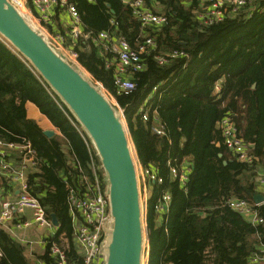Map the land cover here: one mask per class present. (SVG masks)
<instances>
[{"label":"trees","instance_id":"16d2710c","mask_svg":"<svg viewBox=\"0 0 264 264\" xmlns=\"http://www.w3.org/2000/svg\"><path fill=\"white\" fill-rule=\"evenodd\" d=\"M70 1L85 32L106 31L124 38L133 50H138L144 38L154 42L141 55L143 69L130 75L135 88L127 95L117 93L112 69L104 68V58L94 44L80 39L72 45L76 62L122 110L140 164L163 179L161 185H152L148 201L146 264H249L251 255L264 247V202L253 203L254 195L260 194L256 177L264 174V0H253L255 10L250 17L242 10L212 25L196 17L199 0H153L147 5L167 17L159 30L141 27L119 0ZM155 2L157 7L152 6ZM172 51L185 56L159 65L157 57ZM110 58L105 55V60ZM27 102L38 108L57 133L47 137L27 118ZM140 107L148 115L146 121ZM225 117L251 145L252 163L238 162L223 145L218 123ZM156 125L162 127L163 135L153 133ZM0 140L25 141L34 151L38 165L27 174L29 192L49 219L55 215L58 228L53 240L60 243V236L66 238L69 260L82 264L67 199L70 188L83 190L82 176L91 180L90 159L103 168L67 106L1 38ZM183 160L191 163L192 170L181 187L171 178L168 163L177 166ZM162 192L170 195L165 215L154 209ZM230 198L246 200L263 222L252 225L230 210L225 204ZM0 251V264H31L24 247L1 226ZM39 260L56 264L48 246Z\"/></svg>","mask_w":264,"mask_h":264},{"label":"built area","instance_id":"2783aa9c","mask_svg":"<svg viewBox=\"0 0 264 264\" xmlns=\"http://www.w3.org/2000/svg\"><path fill=\"white\" fill-rule=\"evenodd\" d=\"M7 1L23 14L32 27L44 36L47 44L63 57L76 61L77 53L73 51L72 45L77 40L82 39L94 44L97 47L99 56L104 58V68L107 70L112 69L113 86L117 93L127 95L134 90L135 84L130 79V75L143 69L141 55L154 46L152 39L144 38L138 50H133L122 37H113L106 31L96 35L85 32L76 6L70 0ZM86 1L89 4H94L96 0ZM119 1L131 10L132 17L140 23L141 27L159 30L167 24L165 15L153 11L147 5V2L153 0ZM253 2V0H207L201 3L199 0L200 7L195 15L205 25L220 22L227 16L236 15L242 10L250 17L255 10L252 5ZM153 4V7L159 5L157 2ZM53 8L68 13L69 26L66 34L54 33L48 29L47 26L51 17L50 10ZM33 10H35L34 14ZM106 54L111 55V58L105 60ZM184 56L185 53L181 51L167 52L159 55L157 62L159 65H164L171 59ZM215 89L218 91V86ZM118 109L122 114V110ZM142 111L143 109L140 107L139 113H142ZM141 118L146 121L148 118L147 113L143 112ZM218 129L222 136L223 145L235 155L237 161L244 164L252 163L251 145L240 137L238 129L229 117L223 118L218 123ZM152 131L156 135H163L161 126L152 127ZM11 152L16 154L18 158L15 163L7 160ZM134 155L136 160L133 163L138 182L142 224L145 230L146 246H144L143 252L146 256L144 263L146 264L148 245L145 216L151 196L150 190L152 185H161L163 179L152 169L143 167L138 161L135 151ZM37 165L38 161L35 158L34 151L27 142L7 143L0 140V226L9 233L11 232L10 235L13 239L21 242L24 240L12 233L8 226L16 217L19 218L17 222L18 229H28L34 225L36 228L47 231L49 233L47 246L50 257L54 259L56 264H73L67 254L69 247L67 239L60 236V243L53 240L57 228L52 225L45 208L29 192L27 174L29 168L37 167ZM168 166L171 178L178 181L181 187H184L192 170L191 163L183 160L177 166H172L170 163H168ZM90 168L91 180L88 181L85 176H82L83 190L70 188L67 203L74 227V240L80 251L82 264H103V246L107 229L111 228L112 225V218L109 210L108 191L103 187L101 169L95 159H90ZM256 182L259 193L264 194V174L262 172L258 173ZM169 203V193L162 192L156 201L155 212L159 215H165ZM225 204L230 210L252 225H259L263 222L257 211L244 199L230 198ZM26 211L30 212L31 220H21ZM263 252L264 247H261L260 252L253 253L249 259V264H264Z\"/></svg>","mask_w":264,"mask_h":264},{"label":"water","instance_id":"95a60500","mask_svg":"<svg viewBox=\"0 0 264 264\" xmlns=\"http://www.w3.org/2000/svg\"><path fill=\"white\" fill-rule=\"evenodd\" d=\"M0 38L41 76L74 115L94 145L107 177L112 218L103 246L104 264H142L145 230L132 142L121 119L124 120L123 113H115L113 105L99 87L65 58L57 55L44 36L7 0H0ZM43 134L47 137L54 135L53 131L48 130ZM263 202V194L254 195L255 205ZM50 218L57 228L55 215L51 214Z\"/></svg>","mask_w":264,"mask_h":264},{"label":"crops","instance_id":"0c3cea01","mask_svg":"<svg viewBox=\"0 0 264 264\" xmlns=\"http://www.w3.org/2000/svg\"><path fill=\"white\" fill-rule=\"evenodd\" d=\"M30 1V0H28ZM201 3L205 2L207 0H200ZM31 13L32 10L30 9ZM35 10H33L34 14ZM50 20L48 22V29L51 30L54 33H63L66 34L68 32V26H69V15L67 12L63 10H59L57 8H53L50 10ZM25 110H26V116L28 119L34 120L39 127L43 131H53V133H57L55 128L51 125V123L47 120L45 116H43L38 108L30 103L27 102L25 104ZM8 161L15 163L16 160H18L16 154L13 152L10 153L9 157L7 158ZM36 171L35 167L29 168V172ZM151 193V190H150ZM19 218L17 217L8 225L11 229L12 233L18 235L20 238H22L24 241H18L23 247L26 254L27 259L31 264H43L39 260V257L43 255V253L46 250L47 247V236L49 233L45 230H41L39 228H36L34 225H32L28 229H18L17 228V222ZM21 220H31V215L29 211H26L24 215L21 217ZM58 228V227H57ZM5 230V229H4ZM6 231V230H5ZM7 233H9L7 231ZM11 233V232H10ZM9 233V234H10ZM79 255L80 251L78 249ZM81 256V255H80ZM103 264H104V253H103Z\"/></svg>","mask_w":264,"mask_h":264},{"label":"rangeland","instance_id":"374dc122","mask_svg":"<svg viewBox=\"0 0 264 264\" xmlns=\"http://www.w3.org/2000/svg\"><path fill=\"white\" fill-rule=\"evenodd\" d=\"M157 13H160L159 11H156ZM161 14V13H160ZM30 23V22H29ZM31 24V23H30ZM69 63H71L72 65H74V66H76L77 68H78V70L79 71H81L83 74H85V76L89 79V80H91L96 86H98L99 88H100V90L102 91V93L105 95V97L108 99V101L113 105V106H117L116 105V102H115V100H114V98L100 85V84H98L97 82H95L92 78H91V76L82 68V67H80V65L78 64V63H76V61L74 60H70L68 57H64ZM117 108V107H116ZM118 109V108H117ZM118 111H119V109H118ZM120 112V111H119ZM121 119H122V121H123V124L125 125V123H124V120H123V118L121 117ZM92 143V142H91ZM92 148L94 149V151H95V148H94V145H93V143H92ZM131 151H132V156H133V161H135L136 159L134 158L135 157V155H134V150H133V147H132V145H131ZM97 153V152H96ZM98 156V155H97ZM98 159H99V156H98ZM102 171V170H101ZM102 173L104 174V178H105V182L107 183V177H106V173L104 172V170L102 171ZM108 186V185H107ZM107 238V237H106ZM145 243H146V241H145ZM145 246H146V244H145ZM104 251H106V250H104ZM145 261H146V256H145V253L143 252V259H142V262H143V264L145 263Z\"/></svg>","mask_w":264,"mask_h":264}]
</instances>
